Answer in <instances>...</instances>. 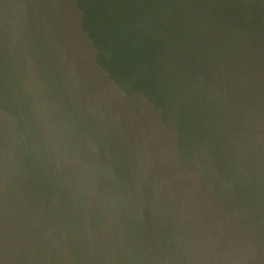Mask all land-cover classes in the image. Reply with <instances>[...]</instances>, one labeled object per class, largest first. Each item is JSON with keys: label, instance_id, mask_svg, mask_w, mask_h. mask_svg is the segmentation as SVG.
Wrapping results in <instances>:
<instances>
[{"label": "water", "instance_id": "95a60500", "mask_svg": "<svg viewBox=\"0 0 264 264\" xmlns=\"http://www.w3.org/2000/svg\"><path fill=\"white\" fill-rule=\"evenodd\" d=\"M0 264H264V0H0Z\"/></svg>", "mask_w": 264, "mask_h": 264}]
</instances>
